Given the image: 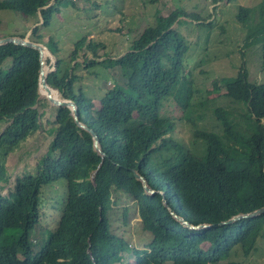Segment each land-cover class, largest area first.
<instances>
[{"label":"trees","instance_id":"16d2710c","mask_svg":"<svg viewBox=\"0 0 264 264\" xmlns=\"http://www.w3.org/2000/svg\"><path fill=\"white\" fill-rule=\"evenodd\" d=\"M73 1L0 0V10L39 14L40 27L46 28L53 14ZM186 18L179 9L158 16L117 59H102L103 45L86 38L74 43L67 60L46 47L56 58L47 85L75 104L79 123L96 134L104 156L94 151L91 135L75 124L69 109L55 108L45 154L6 194L3 161L37 131L39 56L28 47L0 46V63L12 60L6 72L0 71V124L5 125L0 134V264H221L239 253L249 257L264 242V214L219 225L264 207V83H250L242 67L223 83L225 105L213 112L219 131H196L198 151L170 137L175 123L163 114L168 103L191 123L202 121L184 72L189 42L177 29ZM236 19L245 28V45L260 46L264 72V0L254 9L239 7ZM195 24L202 30V23ZM39 28L31 30L36 40ZM65 61L70 65L63 68ZM97 66L118 68L119 80L92 99L74 85L77 71ZM219 90L215 87V94ZM134 173L153 195L145 194ZM58 180L65 182L58 216L35 244L31 238L42 217V192ZM114 193L135 205L141 229L151 234L145 249L131 248L112 232ZM170 211L193 226L210 227L187 229Z\"/></svg>","mask_w":264,"mask_h":264},{"label":"rangeland","instance_id":"374dc122","mask_svg":"<svg viewBox=\"0 0 264 264\" xmlns=\"http://www.w3.org/2000/svg\"><path fill=\"white\" fill-rule=\"evenodd\" d=\"M228 1L220 0L215 4L213 0H74L73 6L62 7L58 14L54 13L46 28L40 27L39 14L31 17L10 10H0V39L24 36L49 50L58 49L61 58L67 60L74 43L86 38L87 42L103 45L104 48L99 49L102 59H117L128 51L131 42L146 28L155 24L158 16L166 17L178 9L183 11L187 17L186 22H180L177 29L189 42L184 72L188 74L187 79L193 88L191 103L197 113H202V121L197 125L191 123L183 117L181 110L170 103L163 114L175 123L170 137L185 148L198 151V142L194 139L196 131H219L220 126L213 112L225 105L221 98L224 93L223 83L231 80L240 67L247 71L250 83H264L260 46L245 45V28L236 19L239 7L254 9L261 0ZM192 19L198 20L194 23H202V30L196 28ZM252 20L255 21V17ZM36 26L40 27L37 33L40 40L31 35V30ZM175 27L174 24L172 28ZM46 57L48 70H51L56 58L50 52ZM11 61L10 58L3 60L0 71L6 72ZM78 61L82 62V58ZM69 65L66 61L62 64L63 68ZM118 72V68H82L77 71L79 79L74 86L81 88L86 97L96 99L113 86L114 80H119ZM214 84L220 89L218 95L214 92ZM36 107L39 112L37 131L3 161L8 174L3 194L12 190L18 176L33 172L53 138L49 131L54 127L55 107L42 100ZM238 113L233 115L237 117ZM4 128L5 125L0 124V134ZM46 189L42 192V217L39 225L42 228L38 227L31 238L35 244L40 241V232L41 235L44 233V227L51 226L58 216L57 201L62 198L59 192L64 194L65 182L58 180ZM112 197L115 201L110 215L112 232L122 237L131 248L145 249L151 241V234L141 229L135 205L121 194L114 193ZM221 264H264V242L260 240L257 249L249 257L244 258L239 253Z\"/></svg>","mask_w":264,"mask_h":264},{"label":"water","instance_id":"95a60500","mask_svg":"<svg viewBox=\"0 0 264 264\" xmlns=\"http://www.w3.org/2000/svg\"><path fill=\"white\" fill-rule=\"evenodd\" d=\"M6 44H13V45L22 46V47H28V48L34 49V50H36L38 52V56H39V71H38V74H39V76H38V85H37V95H38L37 100L45 101L46 103H48L49 105H51V106H53L55 108L65 107V108L69 109L70 110V115L72 116L75 124L79 128L87 131L91 135L94 151L96 153H98L101 157H103L104 155L101 152V149L99 147V141H98V138H97L96 134L92 130H89L84 125L79 123L75 104L72 101H70V100L62 98L61 94L57 90L52 89V88H50L47 85V83H46L47 75L49 73L54 72V70H55V64L53 65V68L51 70H48L46 53L49 54V51L47 50V48L42 46V45H40V44H38V43H34L32 41H29L25 37L21 38V37H17V36L0 39V46L6 45ZM41 89L44 90L46 93L45 94H41L40 93ZM50 91L57 92L61 98L60 99H55V100H54V98L52 99L51 96H50L51 94H49ZM36 106L37 105H35L33 108H36ZM99 167H100V165H98V168ZM96 171L97 170H95V171H93L91 173V175H90L91 180H93ZM134 177H135L136 180H138L141 183L145 194L153 195L155 193L153 190H151L147 186V183H146L145 179L142 176H140L137 173H134ZM163 203H164V201H163ZM170 214L178 222H180L184 227H186L187 229H190V230L207 229V228L210 227L209 225H205V224H201V225H198V226H192V225L188 224L186 221H184L182 218L176 216L172 211H170ZM262 214H264V207L259 208L257 210H254V211H252L250 213L235 215V216L229 218L226 221L220 222L219 225L220 226L229 225V224H232V223H234L236 221H239L241 219L253 218V217H256V216H259V215H262Z\"/></svg>","mask_w":264,"mask_h":264},{"label":"bare ground","instance_id":"6f19581e","mask_svg":"<svg viewBox=\"0 0 264 264\" xmlns=\"http://www.w3.org/2000/svg\"><path fill=\"white\" fill-rule=\"evenodd\" d=\"M48 55V53H46V56ZM40 93L41 94H45L46 92L44 91V90H40ZM49 94H51L50 96H51V98L53 99L54 98V100L55 99H60L61 97L59 96V94L57 93V92H55V91H50V93ZM188 223V222H187ZM188 224H190V223H188Z\"/></svg>","mask_w":264,"mask_h":264},{"label":"clouds","instance_id":"9594fccd","mask_svg":"<svg viewBox=\"0 0 264 264\" xmlns=\"http://www.w3.org/2000/svg\"><path fill=\"white\" fill-rule=\"evenodd\" d=\"M17 37H19V36H17ZM191 225V224H190ZM193 226V225H192ZM197 230H199V229H197Z\"/></svg>","mask_w":264,"mask_h":264}]
</instances>
